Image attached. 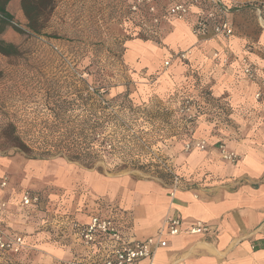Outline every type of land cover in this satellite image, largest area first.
Segmentation results:
<instances>
[{"label": "rangeland", "instance_id": "rangeland-1", "mask_svg": "<svg viewBox=\"0 0 264 264\" xmlns=\"http://www.w3.org/2000/svg\"><path fill=\"white\" fill-rule=\"evenodd\" d=\"M154 1L159 11L167 3ZM238 1L245 9L235 17L237 29L252 36L261 25L262 4ZM130 5V0H55L41 34L28 29L24 14L23 22L15 19L20 32L9 25L0 34L19 50L13 56L0 54V174L9 177V186L12 182L41 194L57 214L86 212L84 205L100 200L97 185L108 186L111 179H149L166 186L165 165L177 170L175 153L190 152L179 145L185 124L172 97L139 103L114 94L121 84L132 92L130 84L142 83L139 77L154 78L160 72L148 73L141 57L127 56L133 40L162 46L161 37L137 29ZM8 9L24 13L21 0H11ZM247 44L256 45L249 38ZM18 139L31 151L17 148ZM86 153L90 155L84 157ZM40 181L48 184L30 186ZM64 240L57 242L71 245V259L69 254L53 260L41 253L34 257L35 248L25 241L18 254L0 252V264H96L79 257L80 242Z\"/></svg>", "mask_w": 264, "mask_h": 264}, {"label": "crops", "instance_id": "crops-1", "mask_svg": "<svg viewBox=\"0 0 264 264\" xmlns=\"http://www.w3.org/2000/svg\"><path fill=\"white\" fill-rule=\"evenodd\" d=\"M176 1L179 0H167L160 13L164 14L166 8ZM257 1L264 10V0ZM262 10L260 7L258 12ZM10 13L20 22L24 21L21 10ZM263 15L262 12L261 25L252 36L237 29L234 15L232 18L237 31L228 42H222L231 47L236 57H241L246 53L247 38L255 41V49L249 55L258 67L254 81L242 76L237 59L228 65L213 60V50L220 48L221 43L197 38L191 30L193 15L185 21L163 16L159 27L163 33L162 46L159 48L138 40L130 42L131 47L127 50L129 59L141 57L143 65L149 68L148 73L160 69L154 78L139 77L141 84L136 83L137 77H134L138 85L130 84L132 100L148 103L155 99L160 103L170 97L178 99L187 95L202 98L208 95L206 112L198 118L192 135L194 139H206L208 147L203 151L193 149L175 153L173 159L177 172L193 180L190 188L181 189L172 197L168 186L156 180L111 179L108 186L97 185L96 197L100 200L91 206L84 205L86 212L75 215L82 221H88L93 213L108 214L115 207L129 241L155 236L167 216H180V234L167 237V245L157 250L152 261L142 259L137 264H264ZM181 51H188L187 60L173 59L169 67L164 66L165 60ZM125 90L127 85L121 84L115 88L114 94ZM221 139L240 155L237 163L220 157L214 143ZM179 145L183 147V142L180 141ZM43 182L30 183V186L40 189L48 184ZM27 189L16 187L11 182L6 190L0 191L9 201V208L1 217L2 226L11 233L23 235L29 249L39 251L33 250L34 257L41 253L53 260L69 254L67 259H71V252L67 250L71 245L57 241L64 242L69 237L78 243L80 240L71 230L61 232L63 236L58 235L56 224L61 227L55 222L58 214L48 206V199H42L38 205L23 206L21 198ZM65 213L68 212L62 214ZM197 221L208 225L209 231L200 234L188 232ZM31 242L33 244L30 245ZM79 244L83 246L81 242ZM102 244V239L95 242L94 253L101 250ZM82 248L79 257L96 263V257L89 254L84 246Z\"/></svg>", "mask_w": 264, "mask_h": 264}, {"label": "built area", "instance_id": "built-area-1", "mask_svg": "<svg viewBox=\"0 0 264 264\" xmlns=\"http://www.w3.org/2000/svg\"><path fill=\"white\" fill-rule=\"evenodd\" d=\"M130 3V11L139 16V31L155 38L161 37L159 27L163 16L185 21L193 15L191 19L192 33L197 38L221 43L220 48L213 50V60L222 61L225 65H228L234 59H237L242 76L251 81L257 79L258 67L249 56L253 46L247 44L245 46L246 53L241 57H236L229 45L222 44L223 41L228 42L235 35L232 17L235 10L242 7L238 0H179L169 5L164 14L160 13L159 7L154 0H130ZM188 54V51L175 53L171 59L165 60L164 66L169 67L173 59L185 61L188 59ZM259 96L260 93L257 94V97ZM207 97V94L203 95L202 98L186 95L178 99H174V97L170 99V102L177 106L175 113L183 118L185 135L189 136L181 140L186 151L193 149L203 151L209 145L206 139H194L192 137L198 118L206 112L204 109ZM98 99L102 103H106V100L102 97H98ZM218 109L221 112V109ZM217 118L219 120L222 119L218 116ZM216 121L218 122L217 119ZM178 135L175 134L172 138L177 139ZM214 145H216L222 159L233 164L239 161L240 155L229 148L224 140H218ZM164 171L168 176L166 184L172 197L175 196L177 191L190 188L194 184L193 180L186 179L182 174L178 173L174 166L165 165ZM9 184V177L4 174L1 175L0 191L6 190ZM21 202L23 206L38 205L42 202V196L37 192L25 190L22 194ZM8 208L9 201L0 192V252L2 254H18L26 243L22 235L11 233L2 226L1 217ZM118 216V210L112 207L111 212L108 214L93 213L88 221H82L70 213H60L55 217V222L60 223L62 233L71 230L76 235L85 249L89 251V254L96 257V264H137L142 259L152 261L157 250L167 245V237L178 235L181 232V218L176 214H172L163 221L159 232L155 236H150L143 240L129 241L124 235ZM208 231L209 226L201 221H197L188 229V232L192 234L206 233ZM100 239L103 240L102 248L99 252L94 253V244ZM73 264L78 263L73 262Z\"/></svg>", "mask_w": 264, "mask_h": 264}, {"label": "trees", "instance_id": "trees-1", "mask_svg": "<svg viewBox=\"0 0 264 264\" xmlns=\"http://www.w3.org/2000/svg\"><path fill=\"white\" fill-rule=\"evenodd\" d=\"M10 1L11 0H0V34H2L9 25L14 26L16 30L20 32L19 27L21 25L15 21L14 16L10 13V11L7 8ZM21 5L24 15L27 19L28 29H30L33 33L41 34L46 28V22L48 21L51 12L55 7V0H21ZM243 9L245 8L241 7L240 9L235 10L233 16L237 15ZM134 15L137 19H139L138 15L136 14ZM233 25L236 32L237 30L235 27L234 19H233ZM254 49L255 46L253 47V51ZM18 53H19L18 47L14 43L7 42L6 40L0 38V54L4 56H13V55H17ZM0 77H1V72H0ZM121 93L122 95H119ZM117 94L119 95L120 98H124L127 96L129 99L132 100L130 96L131 92L129 90ZM188 137L189 136L185 135L184 139ZM18 142L19 143L15 145L17 148H20L21 150L27 153L31 151V149H29V147H27V145H25L22 141L19 140ZM88 155L90 154L86 153L84 157H87Z\"/></svg>", "mask_w": 264, "mask_h": 264}]
</instances>
